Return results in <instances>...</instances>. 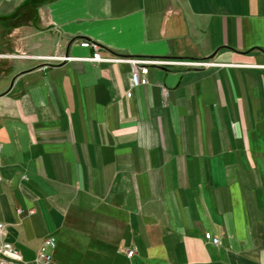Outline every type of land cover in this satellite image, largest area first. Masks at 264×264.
Listing matches in <instances>:
<instances>
[{
    "label": "crops",
    "instance_id": "obj_1",
    "mask_svg": "<svg viewBox=\"0 0 264 264\" xmlns=\"http://www.w3.org/2000/svg\"><path fill=\"white\" fill-rule=\"evenodd\" d=\"M0 145L24 264H264V0H0Z\"/></svg>",
    "mask_w": 264,
    "mask_h": 264
},
{
    "label": "built area",
    "instance_id": "obj_2",
    "mask_svg": "<svg viewBox=\"0 0 264 264\" xmlns=\"http://www.w3.org/2000/svg\"><path fill=\"white\" fill-rule=\"evenodd\" d=\"M80 47L83 49H90L93 54L90 58L92 62L101 61L99 51L100 46L98 43L91 41H83L80 43ZM129 64L132 67L130 73V83L133 88H138L147 84V72L149 67L161 66L164 64L162 61H149V60H140V59H131ZM202 63H195L193 66H201ZM127 97H131V93H127ZM1 152V145H0ZM1 179V176H0ZM2 236V226L0 224V237ZM204 239L206 242H210L214 245L219 244L217 238L212 237L209 233L204 234ZM55 242L51 238H46L42 242L39 259L42 264H49L51 262V255L45 252L46 248L53 249ZM128 257L133 255V251L129 250L126 252ZM0 264H24L20 253L18 250L9 242L3 241L0 238Z\"/></svg>",
    "mask_w": 264,
    "mask_h": 264
},
{
    "label": "bare ground",
    "instance_id": "obj_3",
    "mask_svg": "<svg viewBox=\"0 0 264 264\" xmlns=\"http://www.w3.org/2000/svg\"><path fill=\"white\" fill-rule=\"evenodd\" d=\"M132 87V86H131ZM133 88V87H132Z\"/></svg>",
    "mask_w": 264,
    "mask_h": 264
}]
</instances>
